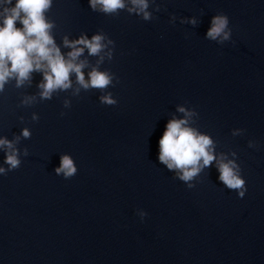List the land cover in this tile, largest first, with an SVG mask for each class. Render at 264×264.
<instances>
[{"label":"clouds","instance_id":"9594fccd","mask_svg":"<svg viewBox=\"0 0 264 264\" xmlns=\"http://www.w3.org/2000/svg\"><path fill=\"white\" fill-rule=\"evenodd\" d=\"M131 2L137 7L128 9L129 12H143L144 19L150 18V14L146 11L147 0H131ZM8 3H11V0H8ZM90 3L93 9L97 4L101 5V10L105 13H115L125 7L124 0H90ZM51 5L52 0H16L14 7L4 9L3 25L0 26V90H3L4 84L10 77L15 76L19 86L29 79L33 71L42 69L45 70L44 82L40 84L43 89L42 98H50L51 93L56 89L69 88L72 73L76 74L78 83L84 88L107 87L111 81L106 73L93 69L89 74L90 81L86 82L82 72L85 67L84 62L74 63L83 53V48H77L76 45H84L90 55H96L103 47L101 44L103 37L96 35L91 40L81 37L74 42L65 40V45L74 49L68 54L70 59L66 60L50 35L53 24L45 18V12ZM17 21L22 27H16ZM192 23L195 21L193 20ZM227 24L226 17H214L207 37L215 40L223 34V39H228L229 33L225 31ZM102 99L108 104L115 103L109 97ZM179 111L183 112L184 109L180 108ZM185 124V120L168 122L164 134L159 139V161L170 170H182L180 179L188 181L200 171L201 161L204 167L210 166L215 156L209 151L212 140L208 136L198 135L193 129L185 127ZM22 135L28 138L29 130L24 129ZM0 147L9 150L5 162L10 168H17L20 160L13 143L7 139H0ZM218 167L219 179L224 185L235 190L244 188L245 182L234 171L233 162H220ZM55 171L57 174L63 173L68 178L73 176L77 169L73 160L64 155ZM0 172H4V169L0 168ZM239 195L242 197L244 192L240 191Z\"/></svg>","mask_w":264,"mask_h":264}]
</instances>
